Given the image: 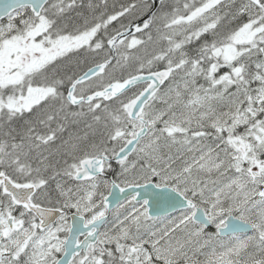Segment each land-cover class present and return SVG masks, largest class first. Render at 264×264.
I'll return each instance as SVG.
<instances>
[{
	"label": "snow or ice",
	"instance_id": "1",
	"mask_svg": "<svg viewBox=\"0 0 264 264\" xmlns=\"http://www.w3.org/2000/svg\"><path fill=\"white\" fill-rule=\"evenodd\" d=\"M0 264H264V0H0Z\"/></svg>",
	"mask_w": 264,
	"mask_h": 264
}]
</instances>
